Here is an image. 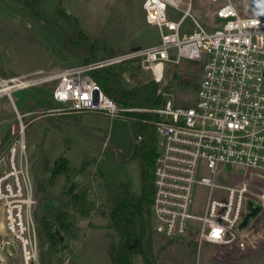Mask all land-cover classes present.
Here are the masks:
<instances>
[{
    "label": "built area",
    "instance_id": "2783aa9c",
    "mask_svg": "<svg viewBox=\"0 0 264 264\" xmlns=\"http://www.w3.org/2000/svg\"><path fill=\"white\" fill-rule=\"evenodd\" d=\"M209 1L220 5L212 31L192 15L194 0H145V21L158 28V44L92 64L0 76V96L11 100L15 92L54 84L51 100L60 104L55 111L63 114L100 113L111 119L128 114L133 121L135 113L158 114L160 121L153 123L158 139L153 228L166 238H183L195 231L199 249L204 243L235 244L264 210V17L242 16L234 0ZM169 9L180 12L181 18L169 20ZM188 18L196 28L192 33L183 29ZM183 60L202 67L191 106L176 104L173 94L158 90L164 97L159 109H122L91 74L141 62L161 85L168 68ZM18 116V135L0 155V264L17 257L21 264H39L34 214L38 200L25 127ZM137 139L141 142L143 137ZM204 169L208 176L201 175ZM239 171L244 175H237ZM197 186L208 189L201 216L191 212ZM249 201L261 210L242 229Z\"/></svg>",
    "mask_w": 264,
    "mask_h": 264
},
{
    "label": "rangeland",
    "instance_id": "374dc122",
    "mask_svg": "<svg viewBox=\"0 0 264 264\" xmlns=\"http://www.w3.org/2000/svg\"><path fill=\"white\" fill-rule=\"evenodd\" d=\"M144 1L63 0L61 9L75 18L100 61L160 42L158 28L146 24ZM233 4L242 16L264 17V0H234ZM44 6L54 17L59 0H46ZM219 6L209 0H194L192 15L207 31H212ZM167 15L172 21L181 18L174 9H169ZM61 24L69 28L68 23ZM60 29H55L46 16L32 19L12 1L0 0V76L10 78L37 70L92 64L66 52L70 33ZM183 29L192 33L196 28L188 18ZM112 69L119 76V86L138 89L156 85L157 91L173 94L176 104L183 106L194 103L202 73L199 64L183 60L178 66H170L166 81L158 85L141 62ZM53 88L54 84H50L18 91L13 100L0 96V155L18 135V115L22 116L38 200L34 214L39 264H112L109 250L119 238L112 227L105 185L130 183L134 194L143 193L141 163L134 158L142 142L137 139V126L128 114L111 119L100 113L55 111L60 104L51 100ZM157 96L163 104L164 97ZM201 175L208 176V171L204 169ZM237 175L243 176L244 172ZM207 196V188L196 187L191 208L194 215L204 213ZM59 213H64L71 232L60 231L65 240L61 243L57 238L52 243L45 223H51L56 230L60 224L54 216ZM152 240L153 264H264V210L253 227L230 246L204 243L199 249L195 231L183 238H166L154 231ZM13 253L17 255V251ZM8 261L21 264L19 257ZM134 264H145L142 256H135Z\"/></svg>",
    "mask_w": 264,
    "mask_h": 264
},
{
    "label": "trees",
    "instance_id": "16d2710c",
    "mask_svg": "<svg viewBox=\"0 0 264 264\" xmlns=\"http://www.w3.org/2000/svg\"><path fill=\"white\" fill-rule=\"evenodd\" d=\"M10 1L30 18L41 20L46 16L53 22L55 29L59 30L61 28L65 33L68 31L70 34L66 38L65 50L69 55L80 57L85 63H95L101 58L93 46L89 44L87 38L84 37L75 18L67 11L61 9L63 0H59V7L53 13L54 17L51 16L50 11L48 12L44 9L46 0ZM53 18L56 19L55 22ZM61 22L68 23L69 28L63 27ZM91 74L119 106L139 109H159L161 107L162 101L157 96L156 85H148L138 89L123 88L119 86V76L113 72L112 68L97 69ZM133 115L136 118L134 122L137 126L138 136L143 137L142 142L134 153V158L140 161L142 167L143 193L141 195L134 194L131 191L130 183H107L105 185L108 202L111 205L110 218L112 227L119 238L118 244H112L109 250L112 264H134V258L138 255L142 256L145 264H153L152 238L154 231L152 205L155 192L154 165L158 155V139L153 123L160 121V117L158 114L147 112ZM63 214L59 213L54 216L60 224L56 229L70 234V225L64 221ZM45 225L47 226L48 239L52 243H56L58 236L55 228L53 231L51 223L47 221Z\"/></svg>",
    "mask_w": 264,
    "mask_h": 264
},
{
    "label": "water",
    "instance_id": "95a60500",
    "mask_svg": "<svg viewBox=\"0 0 264 264\" xmlns=\"http://www.w3.org/2000/svg\"><path fill=\"white\" fill-rule=\"evenodd\" d=\"M219 22L220 21H218V23ZM248 209H249V213L247 214V216L245 217V219H244V221H243V223L241 225L242 229L246 228L250 224L251 219L256 218L257 214L261 210V207L260 206H254L253 201H249ZM56 235L58 236V238H59L61 243L65 240L64 236L61 234V232L58 229H56Z\"/></svg>",
    "mask_w": 264,
    "mask_h": 264
},
{
    "label": "bare ground",
    "instance_id": "6f19581e",
    "mask_svg": "<svg viewBox=\"0 0 264 264\" xmlns=\"http://www.w3.org/2000/svg\"><path fill=\"white\" fill-rule=\"evenodd\" d=\"M5 90H6V91L9 90V88H6Z\"/></svg>",
    "mask_w": 264,
    "mask_h": 264
}]
</instances>
